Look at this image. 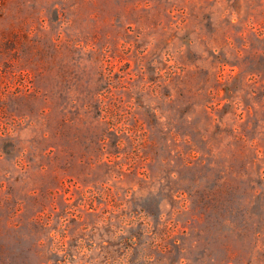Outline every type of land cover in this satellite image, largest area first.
<instances>
[{
	"label": "rangeland",
	"instance_id": "1",
	"mask_svg": "<svg viewBox=\"0 0 264 264\" xmlns=\"http://www.w3.org/2000/svg\"><path fill=\"white\" fill-rule=\"evenodd\" d=\"M0 264H264V0H0Z\"/></svg>",
	"mask_w": 264,
	"mask_h": 264
}]
</instances>
